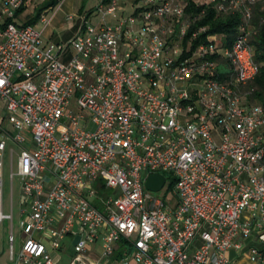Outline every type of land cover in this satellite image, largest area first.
I'll use <instances>...</instances> for the list:
<instances>
[{
  "label": "built area",
  "instance_id": "obj_1",
  "mask_svg": "<svg viewBox=\"0 0 264 264\" xmlns=\"http://www.w3.org/2000/svg\"><path fill=\"white\" fill-rule=\"evenodd\" d=\"M43 1L0 0V122L15 129L0 124V221L7 139L26 206L11 264H57L65 239L67 264H242L229 250L243 247L264 264V103L242 88L258 69L254 0H127V14L100 0L66 41L43 36L53 6L42 28L14 20ZM207 6L241 13L229 43L198 22Z\"/></svg>",
  "mask_w": 264,
  "mask_h": 264
},
{
  "label": "rangeland",
  "instance_id": "obj_2",
  "mask_svg": "<svg viewBox=\"0 0 264 264\" xmlns=\"http://www.w3.org/2000/svg\"><path fill=\"white\" fill-rule=\"evenodd\" d=\"M100 0H59V2L52 8L48 9L45 14L47 17L51 16L50 21L43 28V36L48 41H66L75 29H77L80 21L86 17L89 22H96L100 13L97 10V5ZM38 2L34 7L33 3L27 4L22 10L17 12L14 16V20L17 23H23L24 20L33 16L36 13ZM123 12L125 14L131 12L132 6L129 2L124 3ZM68 14H72L71 18H67ZM38 21V20H37ZM34 22L37 28H42L41 22ZM222 39V38H221ZM69 49V48H68ZM23 134L26 137L25 142L30 140V135L27 131L23 130ZM10 148L14 149L13 153V169H16V158L19 151V147L12 140H6V147L3 155V171H2V210L4 212L10 211V199L12 202L13 213V230H14V248L19 249L21 230L19 228L18 219L20 214V179L17 175L12 180V189L10 186ZM112 188L105 191V194L111 193ZM157 195L164 194L169 199H174V195L171 191L165 192L164 189L156 192ZM8 219H5L0 223V261L1 259L8 257V241H7ZM245 245V241H244ZM246 251V248L241 250ZM230 252V251H229ZM241 252V253H242ZM61 260L59 264H67L71 258L72 247L68 246L61 251ZM239 256V255H238Z\"/></svg>",
  "mask_w": 264,
  "mask_h": 264
},
{
  "label": "trees",
  "instance_id": "obj_3",
  "mask_svg": "<svg viewBox=\"0 0 264 264\" xmlns=\"http://www.w3.org/2000/svg\"><path fill=\"white\" fill-rule=\"evenodd\" d=\"M59 0H45L38 5L36 13L23 21V23H34L38 20L42 9L48 6H54ZM25 7L21 5L15 12H19ZM199 7L191 3L190 9L197 10ZM243 20L239 11L231 12L230 10L217 12L212 6L206 7L205 15L200 18L199 23L208 25L209 31H215L222 34V40L229 43L235 36L238 30V25ZM250 24L253 27V32L250 35V43L253 49L254 60L257 63L256 75L248 80L242 88L247 90V97L251 101L264 103V0H254L251 4ZM171 178L169 187H171Z\"/></svg>",
  "mask_w": 264,
  "mask_h": 264
},
{
  "label": "crops",
  "instance_id": "obj_4",
  "mask_svg": "<svg viewBox=\"0 0 264 264\" xmlns=\"http://www.w3.org/2000/svg\"><path fill=\"white\" fill-rule=\"evenodd\" d=\"M123 1H125V3L127 2V0H123ZM77 27H78V26H77ZM75 30H76V29H75ZM75 30L73 31V33L75 32ZM73 33H72V34H73ZM72 34H71L70 36H72ZM58 41H59V40H58ZM60 41H61V40H60ZM68 48H69V49H68ZM68 48H67V51H66V53H65L66 56H67V55L69 56V55L73 52V50H72L71 47H68ZM2 108H3V103H2V101L0 100V113L2 112ZM0 124H1V127H2L3 129H5L6 131L10 132L11 134H13V133L15 132V129H14V127L12 126L11 120H10L7 116H4V117L1 118V122H0ZM24 130H25V129H24ZM25 131H27V130H25ZM20 203L22 204V206H21V208H20V214H19L18 224H19V228H20V230H21V235H20V242H21L22 239H23V237H24V233H23L22 228H21V221L23 220V218H24V216H25V212H26V210L24 209V208H26V206L24 205V203H23L22 200H21V190H20ZM11 206H12V202H11V204H10L11 218L4 217V218H2L1 221H0V223H1V222L4 221L5 219H8L7 241H8V233H9L10 229L12 230V232H13V234H14L13 223H12V220H13V213H12ZM2 211H3V210H2ZM10 211H9V212H10ZM3 212H4V211H3ZM14 237H15V236H14ZM14 240H15V239H14ZM64 243L66 244V247H67V245L70 246V245L66 242V239H65ZM20 244H21V243H20ZM66 247H65V248H66ZM19 248H20V246H19ZM14 250H15V248H14ZM18 250H19V249H18ZM18 250H15V251H18ZM229 251H230V252H229L230 255L234 257L236 263L251 264V262H250V261L248 260V258L245 256V254H242L241 252H237V251L234 250V249H230ZM0 255H1V254H0ZM238 255H239V256H238ZM60 260H61V254H60V258H59L57 264H59ZM11 263H12V261H11L10 258H9V254H8V257H7V258L1 259V261H0V264H11ZM17 264H33V262L21 261V262H19V263H17Z\"/></svg>",
  "mask_w": 264,
  "mask_h": 264
},
{
  "label": "water",
  "instance_id": "obj_5",
  "mask_svg": "<svg viewBox=\"0 0 264 264\" xmlns=\"http://www.w3.org/2000/svg\"><path fill=\"white\" fill-rule=\"evenodd\" d=\"M165 181V174L162 172H150L144 179V186L149 190H158ZM78 239V235L73 239V243Z\"/></svg>",
  "mask_w": 264,
  "mask_h": 264
}]
</instances>
